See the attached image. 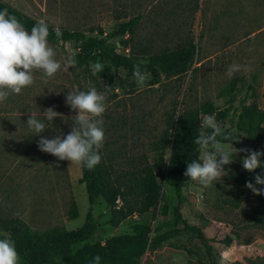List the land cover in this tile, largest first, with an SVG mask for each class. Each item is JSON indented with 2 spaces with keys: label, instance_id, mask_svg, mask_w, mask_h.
I'll use <instances>...</instances> for the list:
<instances>
[{
  "label": "rangeland",
  "instance_id": "obj_1",
  "mask_svg": "<svg viewBox=\"0 0 264 264\" xmlns=\"http://www.w3.org/2000/svg\"><path fill=\"white\" fill-rule=\"evenodd\" d=\"M1 1L55 30L79 31L89 36L100 32L109 35L118 23L141 15L135 33L114 42H119V53H124L122 46H129L144 62L148 55L194 44L196 54L191 68L176 80L130 90L123 70L115 74L112 69L115 76L107 86L110 88L106 90L104 85L97 89L107 92L102 117L105 142L100 152L111 171L154 167L161 158L167 163L170 146L166 145L165 136L169 135V123L178 112H199L204 107L222 111L230 105L238 107L243 100L247 104L255 102L264 110V0ZM48 44L62 69L52 78L35 71L30 87L20 94H10L0 103V220L26 223L39 231L78 228L89 208L85 186L79 183L80 164L58 160L37 147L41 136L51 139L69 134L76 113L66 105V96L77 89H90L76 64L63 70L78 45ZM96 64L101 65V70L95 68ZM96 64L92 66L94 73L105 72V67L110 66L104 60ZM235 65L240 69L230 73V66ZM49 107L60 114L51 123L43 115ZM29 116L45 123L43 133L36 135L28 128ZM221 124L223 129L229 125L224 121ZM198 151L199 155L201 150ZM242 158L241 154L233 157V163L244 174ZM224 167L225 171L234 169L230 165ZM163 173L167 174L166 166ZM160 185L156 208L133 214L117 228L110 225L104 202L97 200L92 213L98 229L90 243H104L112 236L130 233L134 223L148 225L152 236L154 231L180 229L179 222L186 220L202 230L208 239L210 256L217 264H264V225L259 215L264 202H258L244 186L231 181L227 171L221 181H214L207 188L186 176L178 185V192L170 180ZM121 201H116L120 207ZM73 207L77 218L70 214ZM177 209L179 222L175 217ZM3 233L0 226V235ZM226 238L231 239L229 245L225 244ZM171 242L191 250L193 255L164 244L156 251H147L139 263L198 264L199 259L207 260L206 247L193 234L181 230Z\"/></svg>",
  "mask_w": 264,
  "mask_h": 264
},
{
  "label": "trees",
  "instance_id": "obj_2",
  "mask_svg": "<svg viewBox=\"0 0 264 264\" xmlns=\"http://www.w3.org/2000/svg\"><path fill=\"white\" fill-rule=\"evenodd\" d=\"M8 10L10 15H14L24 27L30 31L31 28L40 21L33 19L25 13L11 8L0 0V11ZM141 21V15L120 22L117 28L109 35L89 36L79 31H59L48 25L50 43H73L78 45L77 52L72 56L80 72L89 82L88 88L95 86L101 90L103 86L113 83L115 74L122 69L130 90L156 87L164 80H176L189 71L194 61L196 49L194 44L181 46L173 50H164L154 55H148L147 61H141L129 46H122L124 53H119L117 48L119 42L115 39H122L127 35L135 33V29ZM129 49L126 54L125 50ZM146 49L142 51L145 52ZM100 60L107 61L109 67H105V72H93L92 66ZM139 65L142 71L150 73L145 86H138L133 76V69ZM112 69L115 70L113 75ZM119 82H123L121 76ZM246 99V98H245ZM200 112V113H199ZM199 112L181 113L178 112L177 118L169 123L170 133L165 136L167 146H170V158L167 163L161 158L154 167L137 169L136 171H116L110 170L101 156L100 163L93 169H88L80 164L81 178L79 183L85 186L89 204L85 219L80 227L66 229L54 227L44 231L34 230L26 223L17 224L14 221H1L0 226L4 233H9L10 238L15 243V247L20 257V264H94L93 258L100 257L99 264H140L139 260L147 251H156L158 248L167 244L176 250L185 251L188 256L193 253L189 249L182 248L171 239L179 234L181 230L193 234L206 247L205 253L208 255L204 262L199 259L198 264H217L210 256L208 239L202 230L190 225L186 220L180 221L179 209L175 217L181 223L180 229L168 231H154L151 236V228L148 225L134 223L132 232L122 236H112L104 243H90L98 229L97 218L92 213V207L97 200L104 202L106 209L109 210V223L117 228L122 222L133 214H144L151 208H156L161 194L163 181L170 180L176 184L175 188L179 191L178 185L184 178L187 164L192 160H197L199 146L195 144V139L202 131H210L202 127V116L215 115L219 122L228 123V127L223 129V133L232 137L231 140H223L217 137L223 144L233 143L235 148H248L264 152V110L255 102L250 104L241 101L238 107L230 105L225 110L219 111L212 107H204ZM238 112V113H237ZM174 116V115H173ZM239 140V142H236ZM244 156V153H241ZM264 163V156L261 157ZM166 166L167 174L163 173ZM234 168L226 170L228 177L236 184L245 187L247 181L254 183V177L264 172L245 173L240 172V167L235 163L230 164ZM159 179V180H158ZM262 187V186H257ZM246 188V187H245ZM248 194L260 203L264 202V196L253 195L246 188ZM121 199L123 206H118L116 202ZM264 209V208H263ZM260 212V214H259ZM260 222L264 225V210H259ZM72 218H77L78 213L73 207ZM204 220L203 217L199 216ZM204 223L208 221L204 220ZM0 238H4L0 235ZM231 239L226 238L225 244L229 245ZM82 245L77 250L74 247Z\"/></svg>",
  "mask_w": 264,
  "mask_h": 264
},
{
  "label": "clouds",
  "instance_id": "obj_3",
  "mask_svg": "<svg viewBox=\"0 0 264 264\" xmlns=\"http://www.w3.org/2000/svg\"><path fill=\"white\" fill-rule=\"evenodd\" d=\"M60 35L57 30L56 33ZM48 24L39 22L28 31L24 25L5 8L0 11V103H4L10 94H20L22 89L30 87L34 83V72L42 71L45 77L52 78L62 69L61 63L55 59V52L48 44ZM76 61L68 58L63 66L64 71L74 67ZM95 68L101 70V65ZM240 69L239 65L230 66L229 72ZM133 76L138 86H145L150 73L142 71L139 65L133 69ZM106 90L110 87L105 86ZM107 92H98L95 86L88 91L77 89L66 96V105L75 111L74 124L68 135L55 138L41 136L37 147L39 151L50 154L58 160L70 161L82 164L88 169L95 168L101 161L100 150L105 142L103 128V114L106 111ZM45 119L51 123L60 114L49 107L44 110ZM26 125L40 135L46 129L45 123L29 116ZM202 127L210 131H202L195 139L199 146L198 160H192L187 164L184 175L193 181H197L203 187L212 186L214 181H221L225 176V167L234 162L233 157L244 153L241 159L242 167L249 173L256 169H264L261 157L264 152L248 148H235L233 143L223 144L217 137L223 140H231L232 137L223 133L221 122L215 115L203 118ZM239 142V140H236ZM262 186V187H257ZM245 187L256 196H264V172L255 175L254 183L247 181ZM0 238V264H20L19 253L9 233H3ZM94 264H99L100 257L93 258Z\"/></svg>",
  "mask_w": 264,
  "mask_h": 264
},
{
  "label": "built area",
  "instance_id": "obj_4",
  "mask_svg": "<svg viewBox=\"0 0 264 264\" xmlns=\"http://www.w3.org/2000/svg\"><path fill=\"white\" fill-rule=\"evenodd\" d=\"M125 52H127V53H128V52H129V51H128V49H126V50H125Z\"/></svg>",
  "mask_w": 264,
  "mask_h": 264
},
{
  "label": "crops",
  "instance_id": "obj_5",
  "mask_svg": "<svg viewBox=\"0 0 264 264\" xmlns=\"http://www.w3.org/2000/svg\"><path fill=\"white\" fill-rule=\"evenodd\" d=\"M242 1V0H241ZM230 2H231V0H230Z\"/></svg>",
  "mask_w": 264,
  "mask_h": 264
}]
</instances>
